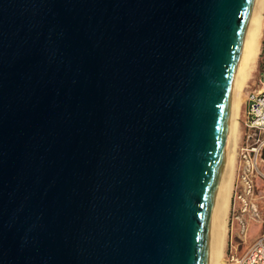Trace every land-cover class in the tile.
Segmentation results:
<instances>
[{
	"label": "water",
	"instance_id": "water-1",
	"mask_svg": "<svg viewBox=\"0 0 264 264\" xmlns=\"http://www.w3.org/2000/svg\"><path fill=\"white\" fill-rule=\"evenodd\" d=\"M251 0H0V264H201Z\"/></svg>",
	"mask_w": 264,
	"mask_h": 264
},
{
	"label": "bare ground",
	"instance_id": "bare-ground-1",
	"mask_svg": "<svg viewBox=\"0 0 264 264\" xmlns=\"http://www.w3.org/2000/svg\"><path fill=\"white\" fill-rule=\"evenodd\" d=\"M264 0H251L244 26L234 80L226 106L222 151L216 181L208 206L206 230L201 249V264H222L228 233V213L234 180L233 156L239 133L238 115L242 91L257 65L264 31ZM236 163V161H235Z\"/></svg>",
	"mask_w": 264,
	"mask_h": 264
},
{
	"label": "built area",
	"instance_id": "built-area-1",
	"mask_svg": "<svg viewBox=\"0 0 264 264\" xmlns=\"http://www.w3.org/2000/svg\"><path fill=\"white\" fill-rule=\"evenodd\" d=\"M260 90L248 93L239 124L235 156L234 181L229 204L228 226L231 229L230 249L226 264H264V212L258 202V180L264 181L262 151L264 148V83ZM251 224L261 225L262 233L244 253H238ZM233 231L235 234L233 235Z\"/></svg>",
	"mask_w": 264,
	"mask_h": 264
},
{
	"label": "rangeland",
	"instance_id": "rangeland-1",
	"mask_svg": "<svg viewBox=\"0 0 264 264\" xmlns=\"http://www.w3.org/2000/svg\"><path fill=\"white\" fill-rule=\"evenodd\" d=\"M263 18H264V16H263ZM260 45H261V49H260L259 55L263 50V57H264V31H263V35H262ZM259 55L257 58L256 68L254 69V72L252 73V75L250 77L251 79L248 81L247 86L242 91V96H241V100L239 103L238 124H240V121H241V118L243 115V110L245 107V101L248 97V93H250L252 91L260 90L263 87L261 82L264 83V74L260 73L258 70V64L260 61H262V59H260ZM238 139H239V133H238ZM237 142H238V140H237ZM235 156H236V150H235V154L233 156V160H234L233 169H234L235 161H236ZM233 174H234V171H233ZM257 183H258V190H257L258 196L262 197L260 199V201L258 202V206L260 208V211H262V213H263L264 212V181L262 179H260V180H258ZM227 226H228V222H227ZM262 230H263V228L261 225L251 224V226L249 227L248 233H247V237L243 242L239 241L238 239H235L233 236L232 241L234 242L236 240V242H239V244H240L238 246V253H240V254L244 253L246 251V249L255 242L254 240L256 239V237H258L262 233ZM232 234L234 235L235 231H233ZM231 236H232L231 235V229H230V226H228V233H227V238L225 241L227 243H226L225 250H224V256H223L222 264H226V261H227L226 256H227L228 248L230 249V242L229 241L231 240ZM233 245L236 247L235 242L233 243Z\"/></svg>",
	"mask_w": 264,
	"mask_h": 264
},
{
	"label": "trees",
	"instance_id": "trees-1",
	"mask_svg": "<svg viewBox=\"0 0 264 264\" xmlns=\"http://www.w3.org/2000/svg\"><path fill=\"white\" fill-rule=\"evenodd\" d=\"M260 59H262V61L259 62L258 64V70L260 73L264 74V57H263V50L262 52L260 53L259 55ZM262 157L264 159V148H263V151H262Z\"/></svg>",
	"mask_w": 264,
	"mask_h": 264
},
{
	"label": "crops",
	"instance_id": "crops-1",
	"mask_svg": "<svg viewBox=\"0 0 264 264\" xmlns=\"http://www.w3.org/2000/svg\"><path fill=\"white\" fill-rule=\"evenodd\" d=\"M262 159H263V157H262ZM263 172H264V165H263ZM257 238V237H256Z\"/></svg>",
	"mask_w": 264,
	"mask_h": 264
}]
</instances>
